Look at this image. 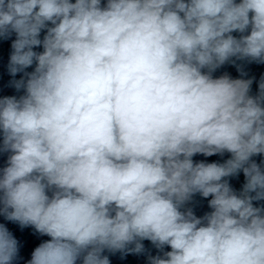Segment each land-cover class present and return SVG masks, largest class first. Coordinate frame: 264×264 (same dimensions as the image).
Segmentation results:
<instances>
[{
  "label": "clouds",
  "instance_id": "clouds-1",
  "mask_svg": "<svg viewBox=\"0 0 264 264\" xmlns=\"http://www.w3.org/2000/svg\"><path fill=\"white\" fill-rule=\"evenodd\" d=\"M0 43V217L46 237L0 264H264V0H0Z\"/></svg>",
  "mask_w": 264,
  "mask_h": 264
}]
</instances>
